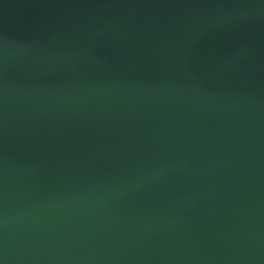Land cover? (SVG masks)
I'll use <instances>...</instances> for the list:
<instances>
[{
  "label": "water",
  "instance_id": "water-1",
  "mask_svg": "<svg viewBox=\"0 0 264 264\" xmlns=\"http://www.w3.org/2000/svg\"><path fill=\"white\" fill-rule=\"evenodd\" d=\"M0 264H264V0H0Z\"/></svg>",
  "mask_w": 264,
  "mask_h": 264
}]
</instances>
